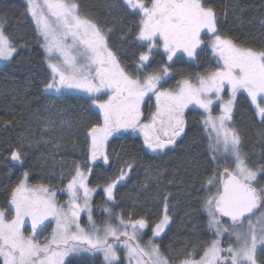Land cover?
Returning <instances> with one entry per match:
<instances>
[{"label": "snow or ice", "instance_id": "obj_1", "mask_svg": "<svg viewBox=\"0 0 264 264\" xmlns=\"http://www.w3.org/2000/svg\"><path fill=\"white\" fill-rule=\"evenodd\" d=\"M26 3L51 70L45 92L54 91L59 98L85 93L91 100L89 108L98 111L101 119L88 128L90 163H76L66 188L61 189L68 195L65 204L57 202L56 192L47 185L30 186L27 171L11 189L7 205L0 207V264H74L72 257L97 253L103 254L104 264H123L118 249L129 264H170L153 239L171 219L167 201L163 217L152 228L153 238L142 243L143 230L149 227L143 217L130 214L126 220L105 207L107 219L102 226L96 224L91 202L100 185L90 187L89 176L98 160L109 164V141L117 134L140 133L143 144L154 153L174 145L185 130L184 114L190 105L207 114L203 122L216 167L204 181L210 194L203 204L215 238L199 251L185 250L178 264H264V211L254 212L264 209V164L249 162L241 134L231 123L238 94L246 93L254 115L264 124V46H247L222 33L208 0H121L130 15L139 17L135 42L140 51L130 72L109 46L111 29L85 14L79 0ZM161 49L167 62L153 72H143ZM205 49L216 58L214 69L195 79L183 78L174 87L164 86L176 61L186 56L194 62ZM16 54L14 37L0 18V61H11ZM153 97L155 109L145 116L143 106ZM216 101L218 116L212 114ZM10 155L12 161L24 164L22 144ZM125 168L104 184L107 201L115 200L114 190L133 164L126 163ZM85 210L88 228L80 223ZM53 220L50 236L41 241L49 226L45 222ZM27 221L30 231L26 232ZM226 234L229 240L224 247Z\"/></svg>", "mask_w": 264, "mask_h": 264}, {"label": "trees", "instance_id": "obj_2", "mask_svg": "<svg viewBox=\"0 0 264 264\" xmlns=\"http://www.w3.org/2000/svg\"><path fill=\"white\" fill-rule=\"evenodd\" d=\"M79 2L85 14L106 30L111 29L110 47L122 65L133 71L140 51L135 42L139 17L130 15L121 0ZM208 2L217 12L222 33L247 46H264V0ZM26 9L24 0H0V18L4 19L6 31L14 37L18 48L12 62L0 63V207L7 205L11 189L26 171L31 186L45 184L54 191L65 188L75 164L88 161V128L100 120L97 112L89 108L91 100L85 93L59 98L45 92L51 70L45 59L43 39ZM165 62L167 58L159 50V54H153L150 66L142 71L153 72ZM215 67L216 60L209 51L202 52L194 62L185 56L175 62L171 78H167L164 86L174 87L183 78L195 79L196 75ZM213 109L218 108L213 105ZM201 114L200 110L190 111L185 134L162 153L148 149L140 135H116L110 140L109 164L92 166L89 185L104 186L107 180L119 175L126 163H132L133 168L126 181L116 187L114 204L107 202L103 191L96 194L95 219L105 220V207L121 212L126 218L130 214L135 219L143 217L149 222L146 237L151 238L152 228L162 218L167 201L172 221L158 240L162 253L181 260L185 258V250L199 251L209 243L213 235L203 201L210 193L204 181L216 164L211 160ZM232 126L241 134L242 151L249 162L257 166L264 164V124L254 115L245 94L237 98ZM21 144L23 165L12 161L10 155ZM52 227L50 223L46 232L50 233ZM120 258L126 264L124 254L120 253ZM71 259L74 264H104L98 255Z\"/></svg>", "mask_w": 264, "mask_h": 264}, {"label": "rangeland", "instance_id": "obj_3", "mask_svg": "<svg viewBox=\"0 0 264 264\" xmlns=\"http://www.w3.org/2000/svg\"><path fill=\"white\" fill-rule=\"evenodd\" d=\"M25 2H26V0H24ZM30 15V14H29ZM30 17H31V15H30ZM32 19V18H31ZM33 21V20H32ZM34 22V21H33ZM108 43H109V41H108ZM109 46H110V44H109ZM160 51H163L162 49L160 50ZM205 51H209L210 53H211V50L210 49H205ZM211 56L216 60V58L212 55V53H211ZM175 59V58H174ZM13 60V59H12ZM12 60L11 61H0V63L1 64H9L10 62H12ZM47 93H50V94H53V95H59L58 93H55L54 91H49V92H47ZM243 94H245L246 96H247V94L246 93H243ZM240 94H238V96H239ZM238 98V97H237ZM225 99H227V95H225ZM217 106V110H214L213 108H212V114L214 115V116H218L219 114H220V112H218L219 111V101H216L215 103H214V106ZM144 107V113H145V116H148L149 115V113H150V111H154V109H155V98L153 97L152 98V101L150 102V103H145V105L143 106ZM193 110H200V111H202V113L203 114H201V119L204 121V118H205V116L207 115L206 113H204V111H203V109H200L198 106H195V105H190L187 109H185V112H186V114H189L190 113V111H193ZM234 111V110H233ZM97 112V114H98V111H96ZM99 115V114H98ZM259 118V117H258ZM101 119V118H100ZM232 123V122H231ZM187 125V124H186ZM203 125H204V122H203ZM204 129H205V126H204ZM185 132H186V128H185V130H184V132L181 134V136L178 138V139H180L181 137H183V135L185 134ZM206 132V131H205ZM126 134H132V135H140V133H131V132H129V133H126ZM117 135H120V134H117ZM206 135H207V132H206ZM121 136V135H120ZM114 138V137H113ZM113 138H111L110 140H113ZM207 139H208V135H207ZM208 144H209V139H208ZM109 153H110V151H109ZM89 163V160L88 161H83L82 163H80V165L81 166H83V165H85V164H88ZM74 174V173H73ZM90 177V176H89ZM128 177V176H127ZM127 177L125 178V180L124 181H126V179H127ZM68 178H70V177H68ZM68 180V179H67ZM124 181H122V182H120V183H123ZM119 183V184H120ZM28 184H29V182H28ZM118 184V185H119ZM30 185V184H29ZM66 185H67V182H66ZM117 185V186H118ZM31 186V185H30ZM60 186V185H59ZM90 187H93V186H91V185H89ZM65 188H66V186H65ZM102 188H103V186H101L100 185V187H98L97 188V191L93 194V196H92V202H91V204H92V214H93V219L95 220V222H96V224L98 225V226H102L103 225V223H104V221L105 220H103L102 222H99L98 220H96L95 219V216H94V206H93V200H94V197L96 196V194H99V192L100 191H102ZM62 189H64V188H62ZM116 190V189H115ZM115 190H114V195H115V197H116V193H115ZM212 191H214V189H212ZM56 192V199H57V202L59 203V204H65L66 202H67V200H68V195H67V193L65 192V191H62L61 189L60 190H57V191H55ZM104 196L106 197V194L104 193ZM61 198V199H60ZM62 199H64V200H62ZM112 210H113V215H119V214H122L121 212H118L117 210H114L113 208H112ZM207 213V212H206ZM106 214V213H105ZM260 214V213H259ZM164 215V214H163ZM168 215L170 216V214H169V212H168ZM163 217V216H162ZM126 220L128 219V218H126V217H124ZM171 218V217H170ZM105 219H107V214H106V218ZM253 220H255L256 219V217H254V218H252ZM207 220H209V217H208V215H207ZM171 219H170V221H169V223H168V225L165 227V230H164V232L163 233H161L160 234V236H158V237H155V238H153L152 237V233H151V238H153L154 239V243L155 244H157L158 246H159V248H160V245H159V242H158V240L167 232V230H168V228L171 226ZM116 221L114 220L113 221V223H115ZM46 224H50V223H52L53 224V227L52 228H54L55 227V221L53 220V221H51L50 223H49V221H46L45 222ZM80 223H81V226L82 227H85V228H88L89 227V225H88V216H87V211L85 210L84 212H82L81 213V217H80ZM52 228L50 229V231H52ZM149 228V227H148ZM148 228H146V229H144L143 230V234H142V238H141V242L142 243H144V242H147V241H149V237H146V230H148ZM47 230V229H46ZM25 231L27 232V231H30V221H27V226H26V229H25ZM211 234L213 235V238L212 239H214L215 237H214V230H212L211 229ZM50 234H51V232L50 233H47L46 231H44V233L41 235V237H40V239H41V241H43L44 240V238L45 237H48V236H50ZM227 239H229V237L227 236V234L225 235V237L223 238V240L225 241V242H227ZM224 246H226L227 247V245H224ZM160 251H161V249H160ZM118 252H119V254L120 253H122V254H124V252H123V250L122 249H118ZM162 253V252H161ZM163 254V253H162ZM85 255H88V254H82L81 256H85ZM96 255H98V256H100V257H102V259H103V254L102 253H97ZM163 256L164 257H166L168 260H169V262H170V264H174V263H178V262H173V260H177V259H172V258H168L167 256H165L164 254H163ZM77 257H80V256H77ZM124 260H125V262H126V264H129V261H128V259H127V257L125 256V254H124ZM104 261V260H103ZM132 264H135V262L133 261L132 262Z\"/></svg>", "mask_w": 264, "mask_h": 264}, {"label": "water", "instance_id": "obj_4", "mask_svg": "<svg viewBox=\"0 0 264 264\" xmlns=\"http://www.w3.org/2000/svg\"><path fill=\"white\" fill-rule=\"evenodd\" d=\"M184 115H185V121H186V124H187V114H186V112H185ZM186 124H185V127H186ZM141 137H142V139H143V136H142V135H141ZM178 138H179V137H177V139H178ZM177 139H176V140H177ZM106 198H107V197H106ZM108 203H109V204H114V203H115V200L112 201V202H109V201H108ZM261 211H262V209H260V208L254 210V212H255L257 215H258ZM254 216H255V215H254ZM254 216H253V217H254ZM222 219L225 220V221L228 220V218H222Z\"/></svg>", "mask_w": 264, "mask_h": 264}, {"label": "flooded vegetation", "instance_id": "obj_5", "mask_svg": "<svg viewBox=\"0 0 264 264\" xmlns=\"http://www.w3.org/2000/svg\"><path fill=\"white\" fill-rule=\"evenodd\" d=\"M90 163V162H89ZM96 165H105L104 163H103V161L102 160H98L95 164H93L92 166H96ZM262 211H264V209H262ZM259 215V214H258ZM254 217H256V216H254ZM254 217H252V218H254ZM228 240L229 239H227V242H228ZM227 242H225L224 241V243H223V246L224 245H227ZM224 247H226V246H224ZM160 249H161V247H160ZM162 252V251H161ZM183 259V258H182ZM173 262H179V260H173ZM174 264H178V263H174Z\"/></svg>", "mask_w": 264, "mask_h": 264}]
</instances>
